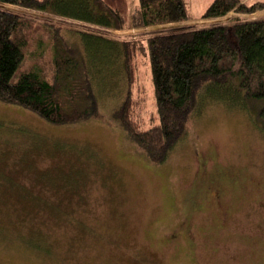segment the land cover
I'll return each instance as SVG.
<instances>
[{
  "label": "rangeland",
  "instance_id": "1",
  "mask_svg": "<svg viewBox=\"0 0 264 264\" xmlns=\"http://www.w3.org/2000/svg\"><path fill=\"white\" fill-rule=\"evenodd\" d=\"M103 1L119 12L124 30L131 20L134 26L138 0ZM213 1L185 0L188 22L146 31L264 16L260 9L203 19ZM36 15L57 23L35 27L34 41L48 45L56 34H71L99 70L101 117L60 126L0 102V264H264V131L256 111L237 95L211 93L187 136L156 165L113 118L127 92L113 40L145 31L133 27L140 32L125 36ZM39 53L49 70V46ZM137 63L149 127L157 118L149 56Z\"/></svg>",
  "mask_w": 264,
  "mask_h": 264
},
{
  "label": "trees",
  "instance_id": "2",
  "mask_svg": "<svg viewBox=\"0 0 264 264\" xmlns=\"http://www.w3.org/2000/svg\"><path fill=\"white\" fill-rule=\"evenodd\" d=\"M138 1L132 16L134 27L153 28L191 19L185 0ZM0 4V102L30 110L60 126L101 117L95 92L99 70L92 69L90 60L66 37L56 34L47 45L42 39L34 41L33 30L57 23L37 12L124 30L119 12L103 0H0ZM260 9H264L263 1L214 0L202 18H223L233 11L251 15ZM138 36L113 40L119 44L116 61L123 65L120 71L127 86L113 118L152 163L168 160L187 136L206 96L214 92L237 95L246 110L256 111L264 131V16L157 28ZM44 45L51 54L49 70L37 60L42 62L39 51L45 50ZM140 55L149 56L157 110L149 127L141 118L147 98L140 83Z\"/></svg>",
  "mask_w": 264,
  "mask_h": 264
},
{
  "label": "crops",
  "instance_id": "3",
  "mask_svg": "<svg viewBox=\"0 0 264 264\" xmlns=\"http://www.w3.org/2000/svg\"><path fill=\"white\" fill-rule=\"evenodd\" d=\"M105 2V1H104ZM243 3H245V0L244 1H242ZM106 3V2H105ZM110 7V6H109ZM112 8V7H111ZM132 18V17H131ZM192 18V17H191ZM214 19H217V20H219L220 18H214ZM132 21V20H131ZM131 21H130V26H129V30L128 29H126V30H120V31H117V33H121V34H124L125 32H126V34H128V35H125V36H130L131 34V36H135V34L137 33V32H140L139 30L140 29H135V28H133L132 27V23H131ZM185 22H188V21H185ZM80 23H82V24H85V25H91V24H88V23H84V22H80ZM183 23V22H182ZM217 23V22H216ZM131 27V28H130ZM131 29V30H130ZM146 29H148V28H142L141 30L142 31H146ZM111 34H114V33H112L111 32ZM110 35V34H109ZM64 37H66L70 42H71V44H75V41H76V39L70 34L69 36H68V34H64L63 35ZM110 36H113L112 38H116L114 35H110ZM120 41V40H119ZM122 61H123V59H122Z\"/></svg>",
  "mask_w": 264,
  "mask_h": 264
},
{
  "label": "water",
  "instance_id": "4",
  "mask_svg": "<svg viewBox=\"0 0 264 264\" xmlns=\"http://www.w3.org/2000/svg\"><path fill=\"white\" fill-rule=\"evenodd\" d=\"M0 6H1V4H0ZM3 6V5H2ZM177 26H179V25H177Z\"/></svg>",
  "mask_w": 264,
  "mask_h": 264
}]
</instances>
